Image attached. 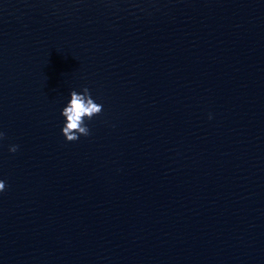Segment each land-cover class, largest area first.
Listing matches in <instances>:
<instances>
[{
    "label": "water",
    "instance_id": "water-1",
    "mask_svg": "<svg viewBox=\"0 0 264 264\" xmlns=\"http://www.w3.org/2000/svg\"><path fill=\"white\" fill-rule=\"evenodd\" d=\"M86 264H264V180L152 225Z\"/></svg>",
    "mask_w": 264,
    "mask_h": 264
},
{
    "label": "clouds",
    "instance_id": "clouds-1",
    "mask_svg": "<svg viewBox=\"0 0 264 264\" xmlns=\"http://www.w3.org/2000/svg\"><path fill=\"white\" fill-rule=\"evenodd\" d=\"M102 111L103 105L94 101L87 87H84L82 92L71 91L70 100L61 112V115L65 118L62 134L66 138V141L75 142L80 136H89L90 129L85 123V120H91ZM4 139L5 133L0 131V141ZM18 148V145H11L9 151L15 153L18 151ZM5 188L6 182L0 180V192H3Z\"/></svg>",
    "mask_w": 264,
    "mask_h": 264
}]
</instances>
